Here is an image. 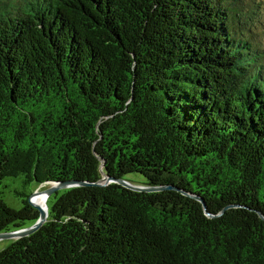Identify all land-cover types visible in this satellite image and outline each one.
Returning <instances> with one entry per match:
<instances>
[{"label": "trees", "instance_id": "obj_1", "mask_svg": "<svg viewBox=\"0 0 264 264\" xmlns=\"http://www.w3.org/2000/svg\"><path fill=\"white\" fill-rule=\"evenodd\" d=\"M258 7L0 0V184H91L54 193L0 264H264ZM30 197L0 199V233L39 219Z\"/></svg>", "mask_w": 264, "mask_h": 264}, {"label": "water", "instance_id": "obj_2", "mask_svg": "<svg viewBox=\"0 0 264 264\" xmlns=\"http://www.w3.org/2000/svg\"><path fill=\"white\" fill-rule=\"evenodd\" d=\"M102 179H100L98 182L94 183L93 185H99V186H106L109 185L111 183L114 184H118L126 189L135 191V192H140V193H154V192H160L166 189H174L179 191L178 188L176 187H172V186H142V185H136L128 180H124V179H115L112 177L107 176L106 174L103 173L102 171ZM46 185H48V188L42 190L40 193L45 195V200L47 203V200L56 192L60 191V190H64V189H69V188H73V187H82V186H87V185H91L88 183H84V182H77V181H67V182H61V183H46ZM40 187L38 189H40L42 186L45 185H39ZM38 189L34 192V194L30 197L29 202L30 204L36 208L39 213V219L30 227L27 228H23V229H15L13 231H9V232H3L0 233V240H4V239H13V240H18L24 237H28L30 235H32L33 233H35L36 231H38L46 222H47V218L49 215V207L48 205H46V210H44L43 208H41L39 205L35 204L32 201V198L37 195L39 193ZM194 199L198 200L200 203H202L204 209H207L206 203L204 202L203 199H201L200 197L197 196H192ZM227 209V208H226ZM207 216L209 217H213L211 214H209L208 212H206ZM259 216L264 220V216L259 213Z\"/></svg>", "mask_w": 264, "mask_h": 264}, {"label": "rangeland", "instance_id": "obj_3", "mask_svg": "<svg viewBox=\"0 0 264 264\" xmlns=\"http://www.w3.org/2000/svg\"><path fill=\"white\" fill-rule=\"evenodd\" d=\"M255 1H257L259 7L256 11L254 19L256 21L260 19L259 22H261V26L257 29V33L261 37L262 44H264V0ZM126 179L134 184H144L146 182L145 178L138 173L128 174ZM39 187V185L36 187V183H28L24 175H20L18 177H7L4 178L0 184V199H2L9 207L15 210H20L23 207V201L33 195ZM44 189L45 188L42 187L38 189V191L40 192ZM13 241L15 240H0V251L9 246Z\"/></svg>", "mask_w": 264, "mask_h": 264}, {"label": "bare ground", "instance_id": "obj_4", "mask_svg": "<svg viewBox=\"0 0 264 264\" xmlns=\"http://www.w3.org/2000/svg\"><path fill=\"white\" fill-rule=\"evenodd\" d=\"M41 192V191H40ZM38 193L37 195H35L33 198H32V201L35 203V204H37V205H39L41 208H43L44 210H46V205H47V203H46V201H45V195L44 194H42V193ZM43 195V196H42ZM39 196H41V197H39ZM45 201V202H44Z\"/></svg>", "mask_w": 264, "mask_h": 264}]
</instances>
